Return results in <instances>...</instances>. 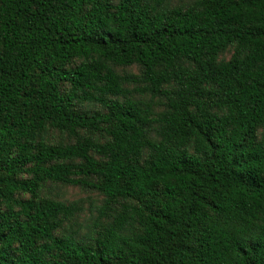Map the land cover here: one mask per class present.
Segmentation results:
<instances>
[{
	"label": "trees",
	"instance_id": "trees-1",
	"mask_svg": "<svg viewBox=\"0 0 264 264\" xmlns=\"http://www.w3.org/2000/svg\"><path fill=\"white\" fill-rule=\"evenodd\" d=\"M174 1L0 0V264H264V0Z\"/></svg>",
	"mask_w": 264,
	"mask_h": 264
},
{
	"label": "rangeland",
	"instance_id": "rangeland-1",
	"mask_svg": "<svg viewBox=\"0 0 264 264\" xmlns=\"http://www.w3.org/2000/svg\"><path fill=\"white\" fill-rule=\"evenodd\" d=\"M189 0H175L174 4L177 3H187ZM230 52L224 54V58L228 59ZM132 72L136 73L135 68L131 69ZM46 193L49 196L55 197L66 203L77 202L82 211L77 218L78 227L82 229V232L85 231L86 225H88L91 219L94 216L93 209L101 200V197L94 192L85 191L83 189L72 187V186H63V185H54L48 186Z\"/></svg>",
	"mask_w": 264,
	"mask_h": 264
}]
</instances>
